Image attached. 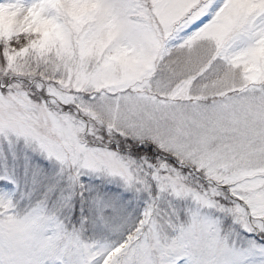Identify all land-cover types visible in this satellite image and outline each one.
Here are the masks:
<instances>
[{
    "label": "snow or ice",
    "instance_id": "6c2138e0",
    "mask_svg": "<svg viewBox=\"0 0 264 264\" xmlns=\"http://www.w3.org/2000/svg\"><path fill=\"white\" fill-rule=\"evenodd\" d=\"M30 13L44 64L18 71L19 46L0 43V179L16 193L0 195V264H264L232 227L264 234V0H33Z\"/></svg>",
    "mask_w": 264,
    "mask_h": 264
},
{
    "label": "rangeland",
    "instance_id": "374dc122",
    "mask_svg": "<svg viewBox=\"0 0 264 264\" xmlns=\"http://www.w3.org/2000/svg\"><path fill=\"white\" fill-rule=\"evenodd\" d=\"M105 135L106 133H102ZM111 147H115V144L110 145ZM18 152L22 151L19 146L16 149ZM9 152V147L7 144L0 145V171L3 170V159L5 154ZM31 155V154H29ZM34 162L41 163L43 165H47V161L40 160L39 157H32ZM9 164L12 163V157L9 156L8 160ZM24 167L23 158L18 162V175L21 173ZM82 181L89 186L93 191L99 192L107 197H110L114 201L117 202L119 206H122L123 210L128 214L134 216L136 215L142 208L144 204V194H141L138 199L132 198V193L124 191L119 184L115 182H108L102 177H98L95 175H86L81 177ZM0 195H16L13 185L7 179H0ZM21 207H23V203L21 202ZM79 207V205H77ZM225 226L231 225L230 220H226ZM235 229L236 239L239 244H246L248 242H255L257 245H264V234H257L255 232L245 231L239 225H232ZM257 238L261 239L259 241Z\"/></svg>",
    "mask_w": 264,
    "mask_h": 264
},
{
    "label": "clouds",
    "instance_id": "9594fccd",
    "mask_svg": "<svg viewBox=\"0 0 264 264\" xmlns=\"http://www.w3.org/2000/svg\"><path fill=\"white\" fill-rule=\"evenodd\" d=\"M32 2L33 0H0V31L6 30L9 25L13 28V35L0 43H3L6 48H11L8 43L10 39L19 46L20 51L15 53L17 70L25 73L29 71V65H31V71L35 73L36 63L44 64L43 60H38L33 51V45L40 36L32 32V25L28 20Z\"/></svg>",
    "mask_w": 264,
    "mask_h": 264
}]
</instances>
